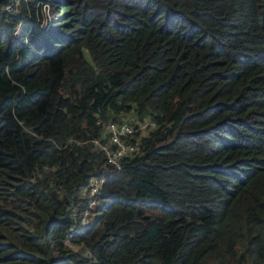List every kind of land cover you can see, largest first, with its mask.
<instances>
[{"label": "trees", "instance_id": "16d2710c", "mask_svg": "<svg viewBox=\"0 0 264 264\" xmlns=\"http://www.w3.org/2000/svg\"><path fill=\"white\" fill-rule=\"evenodd\" d=\"M0 264H264V0H0Z\"/></svg>", "mask_w": 264, "mask_h": 264}, {"label": "built area", "instance_id": "2783aa9c", "mask_svg": "<svg viewBox=\"0 0 264 264\" xmlns=\"http://www.w3.org/2000/svg\"><path fill=\"white\" fill-rule=\"evenodd\" d=\"M136 128L135 125L129 121H109L103 124V139H95L94 143L99 146L106 154L107 162L117 169L121 167V160L123 157L134 152L136 145L132 142L135 133L141 130L140 127ZM145 125V124H143ZM146 126V125H145ZM103 183L101 178H92L89 184V192L94 195L98 192ZM88 211L84 212L81 219H85L82 223L88 221Z\"/></svg>", "mask_w": 264, "mask_h": 264}, {"label": "rangeland", "instance_id": "374dc122", "mask_svg": "<svg viewBox=\"0 0 264 264\" xmlns=\"http://www.w3.org/2000/svg\"><path fill=\"white\" fill-rule=\"evenodd\" d=\"M43 12H44L45 17L48 18L49 14L51 13V11L49 10V6L48 7H44ZM130 118H131V115H129V117L127 119H130ZM140 127H141V130H139V133L141 135L145 134L146 133V126L141 124ZM88 214L89 215H88V218H87L86 221H89L91 219V217H92L90 212H88ZM84 220L85 219L82 218V221H84Z\"/></svg>", "mask_w": 264, "mask_h": 264}]
</instances>
